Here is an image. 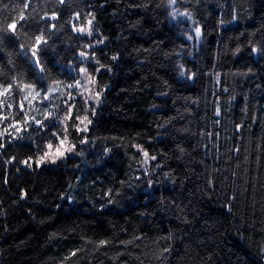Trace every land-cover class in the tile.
Returning <instances> with one entry per match:
<instances>
[{
    "label": "trees",
    "instance_id": "trees-1",
    "mask_svg": "<svg viewBox=\"0 0 264 264\" xmlns=\"http://www.w3.org/2000/svg\"><path fill=\"white\" fill-rule=\"evenodd\" d=\"M0 27V80L50 96L0 97V264H264V0H0ZM24 96L47 129L18 138Z\"/></svg>",
    "mask_w": 264,
    "mask_h": 264
},
{
    "label": "snow or ice",
    "instance_id": "snow-or-ice-1",
    "mask_svg": "<svg viewBox=\"0 0 264 264\" xmlns=\"http://www.w3.org/2000/svg\"><path fill=\"white\" fill-rule=\"evenodd\" d=\"M61 3L64 2V0H60ZM177 2V0H169V4H175ZM21 3H23V0H21ZM24 7L27 8L28 5L27 4H24ZM180 15H185V13H180ZM175 18V17H173ZM19 19L21 21H26V18L24 16V12L21 11L20 14H19ZM50 19L52 20H55L57 19V16L55 14H53ZM89 23H91V21H89ZM16 26H17V21L15 19H13L11 21V23L7 24V30L11 31L12 34L15 36L16 35ZM24 25L22 24L21 27H23ZM51 27L55 28V25H52ZM75 30V29H74ZM41 33H43L44 35H47V33L43 30V29H40L39 30ZM81 31H83V29H81ZM5 32V28L4 27H0V45L3 44V34ZM195 32H196V35L197 37L200 35V29L199 27H197L195 29ZM44 35H36L35 36V44L32 46V49H31V55H32V63L36 66V68L39 69V71L41 73L45 72L46 69L45 67L43 66V61L41 60V57L39 55L40 52H42L44 49L41 47V44H44L46 45L47 44V40L44 39ZM189 39H192V37L190 36ZM22 47V50H23V46ZM253 52H256L257 49L255 47H253L252 49ZM85 54L84 53H81V56H84ZM81 71H85L84 69H81ZM4 74L2 72H0V76H3ZM181 75H183V72L181 73ZM80 85V81H77V86ZM73 85L69 84L67 85V87L71 88ZM26 88H29V89H32L34 92H35V96L36 97H40L42 92H43V96H42V100H49L50 99V96L48 94V90L46 89H42L40 87L37 86V84L35 83H29V82H24L22 80V78H17V77H12L10 82L8 83H4L2 80H0V97H5V96H11L12 93H13V90L14 89H19V92H24V90ZM18 94V93H17ZM99 94H97V98H98ZM27 99V96H24L21 98V101H20V111L21 112H25V108H24V103L23 101ZM33 99H35V97H33ZM6 103V100L4 99H0V109H2L4 107ZM29 106H31V103L29 104ZM7 107L8 109H11L12 108V104L11 103H8L7 104ZM48 115H50V113L47 111V106H45V118L47 119ZM9 117L7 116H3V115H0V121L4 120V119H8ZM79 119V117H77ZM87 117H84V120H86ZM30 122H34L38 131L39 132H45V130L47 129V125H45L43 123V121L41 120H36L35 117H29L28 114L25 112V115L22 119H13L11 121V123L9 125L6 126L5 128V131H7L8 128H13L15 129V132L17 133V137L18 138H22V137H19V133L21 131H28V127L27 125L30 123ZM83 123V120L81 121ZM90 123V121H89ZM77 131H87V126L85 125V127L83 129L79 128L77 126ZM65 132H67V126H65ZM9 135H11V133H8ZM53 136H56L57 139H60V144L63 145L64 142L66 140H68V136L65 135L63 137V139H61L57 133L53 132L52 133ZM83 142H87V137H84V140ZM35 143V141H34ZM4 144H5V141L3 140H0V148H3L4 147ZM38 146V150H39V144L37 145ZM46 147L51 150L53 148V141H51L50 139L48 140L47 144H46ZM75 149V145H71V147L65 149V151L67 152H72L74 151ZM65 151H60L59 148L57 149V152H56V157L57 158H61V157H64L65 156ZM143 155L147 158L148 157V153L147 152H143ZM49 156V152H43V155H41L39 157V159L37 160V165H39L40 163H42L46 157ZM33 158L32 157H29L27 160L24 161L25 165L26 166H31L30 165V161L32 160ZM152 159H155V157L153 156ZM53 164L56 163V159H52L51 161ZM145 163H147V159H145L144 161ZM23 198V196H22ZM106 243V241H99V246H103L104 244ZM72 255H75V253L73 252Z\"/></svg>",
    "mask_w": 264,
    "mask_h": 264
},
{
    "label": "rangeland",
    "instance_id": "rangeland-1",
    "mask_svg": "<svg viewBox=\"0 0 264 264\" xmlns=\"http://www.w3.org/2000/svg\"><path fill=\"white\" fill-rule=\"evenodd\" d=\"M180 13H185V12H179V13H177V15H178L179 17H181V18L187 20L188 22H191V21L189 20L190 17H189V15H188L187 13H185V15H180ZM190 25H191V30H192V36L194 37V39H197L198 37H197V35H196L195 28L193 27L192 24H190Z\"/></svg>",
    "mask_w": 264,
    "mask_h": 264
}]
</instances>
